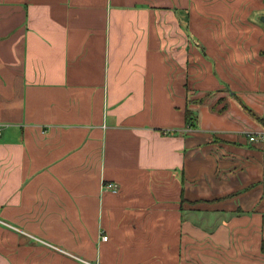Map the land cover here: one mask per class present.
<instances>
[{"label":"crops","instance_id":"obj_1","mask_svg":"<svg viewBox=\"0 0 264 264\" xmlns=\"http://www.w3.org/2000/svg\"><path fill=\"white\" fill-rule=\"evenodd\" d=\"M261 11L0 0V264H264Z\"/></svg>","mask_w":264,"mask_h":264},{"label":"built area","instance_id":"obj_2","mask_svg":"<svg viewBox=\"0 0 264 264\" xmlns=\"http://www.w3.org/2000/svg\"><path fill=\"white\" fill-rule=\"evenodd\" d=\"M0 132H1V128H0ZM263 133L264 132H261L260 134V136H261V138H263ZM250 139H254V136H251L250 137ZM102 188L104 189V190H112V191H117L118 190V184L117 183H114V182H107V183H103L102 184ZM102 239H104V240H106L107 239V235H103L102 236ZM93 264V263H92Z\"/></svg>","mask_w":264,"mask_h":264},{"label":"trees","instance_id":"obj_3","mask_svg":"<svg viewBox=\"0 0 264 264\" xmlns=\"http://www.w3.org/2000/svg\"><path fill=\"white\" fill-rule=\"evenodd\" d=\"M184 116H185V123L187 125H194L195 124L194 122H196V114L188 106L185 108Z\"/></svg>","mask_w":264,"mask_h":264},{"label":"rangeland","instance_id":"obj_4","mask_svg":"<svg viewBox=\"0 0 264 264\" xmlns=\"http://www.w3.org/2000/svg\"><path fill=\"white\" fill-rule=\"evenodd\" d=\"M260 14H262V15H263V17H264V11H261V12H260Z\"/></svg>","mask_w":264,"mask_h":264}]
</instances>
